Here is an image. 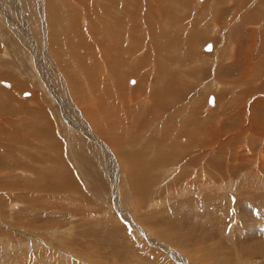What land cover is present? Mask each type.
Listing matches in <instances>:
<instances>
[{"label": "rangeland", "instance_id": "374dc122", "mask_svg": "<svg viewBox=\"0 0 264 264\" xmlns=\"http://www.w3.org/2000/svg\"><path fill=\"white\" fill-rule=\"evenodd\" d=\"M27 1L33 22L22 11L6 14L5 4L13 13L21 0H0V264H264V0H221L228 7L218 10L211 0H168L172 17L149 14L139 0L115 24L140 30L133 39L141 72L126 66L117 73L119 63L109 70L92 35L105 15L94 9L92 26L82 9L90 53L64 48L70 31L53 27L68 77L54 64L61 48L36 65L45 50L26 32L39 31L46 42L50 21L44 0ZM73 1L52 2L71 16L63 7L80 9ZM146 17L163 21L172 36L158 69L154 52L147 56ZM73 51L97 66L98 94ZM49 64L58 69L57 91L41 74L54 71ZM98 95L109 118L99 113Z\"/></svg>", "mask_w": 264, "mask_h": 264}, {"label": "bare ground", "instance_id": "6f19581e", "mask_svg": "<svg viewBox=\"0 0 264 264\" xmlns=\"http://www.w3.org/2000/svg\"><path fill=\"white\" fill-rule=\"evenodd\" d=\"M53 0H44V7H45V9H46V13H47V15H48V18H49V21H50V28H49V35L47 36V40H46V42L44 41V42H42L43 40H42V38H41V33H39V31H37V33L35 34V36L33 35V34H30V33H27L26 32V30L25 29H23V32H26V34H27V38L30 40V42L32 43V45L33 46H35V45H37L39 48H40V51L43 49V50H45L44 52H42L41 51V56L43 57V60H44V63H37L36 65H42V64H48V62L46 61L47 60V58H46V56H45V54L46 55H48L49 56V58H53L54 60H55V54H51V51L53 52V53H55V52H57V51H59V49L61 48L63 51H60V52H58V54L59 55H61L60 57H59V59L58 60H55V67L56 68H59L60 69V71L59 72H61L62 71V74L65 76V77H68V75L70 74L71 75V72L72 71H70L71 69H69L68 67L70 66V64L68 65V64H62V61H64V62H66L65 61V59H64V49L61 47V44L62 43H60L58 40H56V39H54L53 38V27L54 28H59V29H61L62 31H65V30H67V31H70V33L68 34V36H67V39H64L63 40V45H64V48H67L69 51H71L72 49H77V50H84L86 53H90L89 52V47H87L88 46V43H87V41L85 40V37L83 36V32H82V30H80V28H81V23H80V17H78V14H79V12H81V11H83V10H85L87 13V17H88V20L90 21L89 22V24L90 25H92V26H94V13H93V10L95 9L96 11H99L98 13H96V15L97 14H99V13H103L105 16V18H106V20L105 21H102L103 23V25H102V27H103V29L101 30V29H99V27L97 28V27H95V28H93L94 29V33L92 34L93 35V37H99V38H96L97 39V41H98V43H97V45H98V47L99 48H101V54H102V60H105L106 61V63H107V65H108V68H109V70L113 67V66H115L116 64H118L119 63V65H118V68L117 69H115L116 67H113V69L118 73V72H120L122 69H124V68H126V66H127V68L128 69H130V70H133V69H135V70H140V63H139V61H138V55L137 56H135V52H134V50L136 49L135 47L137 46V44H140V40H139V38H136V40H134L133 39V36H134V33L136 34V35H139L138 34V32L140 31H138L136 28H135V25H130L129 23V26L127 27H124L125 26V24H124V26L123 25H120V24H115V19H116V17H117V15L118 14H121V15H125V13H129L130 11H131V5L132 6H134V4L136 5L137 4V2L139 3V0H74L73 2H71V3H74V4H76L78 7H80V9H78V10H75L74 9V6H73V4H72V6H73V8H72V10H70V8L71 7H69V6H64L63 8H65V9H67V11L68 12H71L72 14H71V16L70 15H65V14H63V16L61 15V7H60V4L57 6L56 4H53V2H52ZM147 1V11H148V13L149 14H156V13H159V12H161V13H159V15L160 14H163V12H164V14L165 15H167V16H171V11H168V10H166L167 9V7H166V5H165V3L164 2H167L168 0H146ZM145 1V2H146ZM34 2L33 1H31V2H29V1H27V0H21V8L20 9H16L13 13H12V7H11V5H10V3H7V4H5L4 5V9L5 10H7V9H9V14L7 13V11H6V14L7 15H11V18L12 17H14L17 13L19 14V12H21L22 11V13H21V17H23L24 19H32V22H33V20L36 18L35 17V15H33L32 13H31V11L33 10V12H34V8H30V6L33 4ZM37 3H38V5L37 6H39L40 5V1L38 0L37 1ZM59 3V2H58ZM63 3V2H62ZM69 3V2H68ZM185 3V2H184ZM67 4V3H66ZM70 4V3H69ZM41 7V6H40ZM39 7V8H40ZM166 8V9H165ZM10 9H11V11H10ZM22 9V10H21ZM64 9V10H65ZM83 9V10H82ZM168 9H169V7H168ZM4 10V11H5ZM162 10V11H161ZM37 11V10H36ZM78 13V14H77ZM85 13V12H84ZM177 14V13H176ZM65 15V16H64ZM157 15V14H156ZM2 16V15H1ZM127 16V15H126ZM130 16V15H129ZM148 16V15H147ZM97 17V16H96ZM130 17H132V16H130ZM129 17V18H130ZM150 17V16H149ZM145 18L146 19V23H148V28H149V32H150V41H151V45H150V48H149V50H148V53H149V55H147V56H150V54L152 53V52H154V55H155V65H157V63H158V61H160V57H163L164 56V52H162L164 49H166V46H167V44L169 43V37L171 36L170 34H168V32H166V30H165V28H163V27H161V26H163L162 24L164 23L163 21H161L160 23H159V19H158V22H156V23H153V19L152 20H150L149 21V19L151 18ZM154 17V16H153ZM172 17V16H171ZM171 17H169V18H171ZM2 18V17H1ZM45 18H46V21L48 22V20H47V17L45 16ZM128 18V19H129ZM159 18V17H158ZM168 18V17H167ZM20 19V18H19ZM37 19V18H36ZM44 19V18H43ZM214 20H215V18H213ZM217 19H219V17H217ZM16 20V19H15ZM45 20V19H44ZM156 20V19H155ZM160 20H163L162 18H160ZM165 21H168L167 19H164ZM177 20H179V19H177ZM177 20H176V18H172L170 21L172 22V25H174V27H172V28H174V29H176V25H177ZM99 21V20H98ZM132 21H134V20H132ZM132 21H129V22H132ZM136 21V20H135ZM169 21V22H170ZM27 22V21H26ZM37 22H39L38 20H36V23ZM46 22V23H47ZM187 22V21H186ZM2 23V22H1ZM44 23H45V21H44ZM123 23V22H122ZM73 26V31L70 29V28H68L69 26ZM119 25L120 26H123V28H119ZM169 25V23L167 24V26ZM171 25V24H170ZM9 26H11V25H9ZM46 26V25H45ZM138 27V26H137ZM160 28V31L158 30L159 28ZM168 27H170V26H168ZM29 28V27H28ZM37 28V27H36ZM155 28H156V30H155ZM127 29V30H126ZM173 29V30H174ZM34 30V29H33ZM39 30H41V29H39ZM119 30H124V33H121V32H119ZM158 30V31H157ZM35 31V30H34ZM75 31L76 32H78L77 33V37H75L76 38V40L73 38V32L75 33ZM91 31V30H90ZM33 33V32H32ZM173 33V32H172ZM171 33V34H172ZM1 35H2V32H1ZM170 35V36H169ZM101 36H105L106 38H101ZM172 37V36H171ZM170 37V38H171ZM44 38V37H43ZM161 38H163V39H161ZM172 39V38H171ZM41 40V41H40ZM163 41H165V43H163ZM173 42V41H172ZM177 42V41H176ZM46 43H49V45H50V48H49V46L46 44ZM66 43H69L70 45H71V48L69 49L68 48V46H69V44H68V46H66L67 44ZM175 43V42H174ZM142 44H143V42H142ZM173 44V43H172ZM172 44H171V46H172ZM73 45L75 46L74 48H73ZM112 45H114V47L115 48H113L112 47ZM169 45H170V43H169ZM97 47V48H98ZM141 48H143V46H140V48H138V49H140L141 50ZM137 49V50H138ZM68 50H66V51H68ZM76 50V51H77ZM139 50V51H140ZM138 51V52H139ZM167 51H169V50H167ZM133 52V53H132ZM137 52V51H136ZM170 52V51H169ZM68 53V52H67ZM131 53H132V55H131ZM182 53V52H181ZM166 55H167V53H165ZM180 54V53H179ZM178 54V55H179ZM131 55V56H130ZM151 55H153V54H151ZM130 56V61H127L126 59H125V57H129ZM147 56H146V59H147ZM167 56H169V55H167ZM73 57H76V53H74V51H73V53H72V58ZM137 58V59H136ZM165 59V58H164ZM73 60H77V62L79 63L78 64V66H79V68H78V70L79 71H82L84 74H83V76H85V78L87 79V82H89V81H91V80H95L96 79V77H98L99 75H98V70H97V66H94V67H88V65H87V63L85 62V60L84 59H79V56L78 57H76V58H74ZM150 60V59H149ZM98 61V60H97ZM131 61H132V63H131ZM133 61H134V63H133ZM67 62H69V61H67ZM71 62V61H70ZM94 62V61H93ZM51 63V62H50ZM95 63H96V61H95ZM196 63H197V61H196ZM129 64H131V65H129ZM238 64V63H237ZM46 67H50V68H52V66H51V64H49V66L47 65ZM170 67H172V66H170ZM137 68V69H136ZM53 69V68H52ZM55 69V68H54ZM53 69V70H54ZM58 70V69H57ZM57 70H54L53 72H51V71H45V72H42L41 74H45V75H43L45 78H46V85L48 86V88L51 90V91H54V90H56L57 89V79L55 80V77H56V75H57V72H55V71H57ZM73 70V69H72ZM112 70V69H111ZM114 70L112 71V72H114ZM172 70V69H171ZM40 71V70H39ZM134 71V70H133ZM162 71V70H161ZM169 71V70H168ZM136 72V71H135ZM140 72H141V70H140ZM157 72H158V70H157ZM162 72H166V71H162ZM115 73V72H114ZM169 73H170V71H169ZM72 74H74V73H72ZM76 74V73H75ZM82 74V73H81ZM161 74V73H160ZM167 75V74H166ZM165 75V76H166ZM93 76H96V77H93ZM164 76V77H165ZM121 77V76H120ZM95 78V79H94ZM59 80V79H58ZM69 82L71 83V84H73V83H75V84H77L78 86H80L79 85V83L78 82H76V80H75V78L73 79V78H69ZM154 82H156V79H155V81ZM209 82V81H208ZM207 82V83H208ZM211 83V81L208 83V84H210ZM91 84V92H93V91H95V93L96 94H98L96 91H98L99 89H98V87H99V85H98V87H97V84H99V82H97L96 80L94 81V82H92V83H90ZM154 84V83H153ZM207 85V84H206ZM45 86V85H44ZM121 86H123L121 83H119L118 84V87H117V89L119 90V89H121ZM156 86H157V83H156ZM106 87V86H105ZM104 87V88H105ZM155 88V87H154ZM153 89V88H152ZM108 90H109V88L108 87H106V92H102V93H104L103 94V96L105 97V98H108L109 97V92H108ZM57 91V90H56ZM155 94H156V92H154ZM151 94H152V92H151ZM56 95V94H55ZM100 95V94H99ZM98 95V96H99ZM148 95V94H147ZM147 95H145V96H147ZM103 96H99V98L98 99H100V103H99V105H97V108H98V110H99V113L101 114V116L102 117H104V118H109V113L107 114V112L105 111V109H104V104H101V103H103L104 102V100L103 99H105ZM124 96H126V94H124ZM153 96V95H152ZM112 98V97H111ZM145 98H147V97H145ZM157 98V97H156ZM148 99V98H147ZM154 99V98H153ZM106 101H107V99H105ZM111 100V99H110ZM155 100V99H154ZM105 101V102H106ZM111 102H112V100H111ZM116 103V102H115ZM148 105V104H147ZM149 105H150V103H149ZM87 106V105H86ZM140 106H142V105H140ZM85 108V110H86V113H85V111H84V109H82V113L83 114H88V115H94V112L89 108V107H84ZM101 108V109H100ZM143 108V107H142ZM185 109V108H184ZM187 109V108H186ZM185 109V110H186ZM98 110H97V112H98ZM107 110V109H106ZM126 110V109H125ZM188 110V109H187ZM192 110H193V108H192ZM105 111V112H104ZM113 111V110H112ZM114 111H117V110H114ZM111 112V111H110ZM178 112V111H177ZM138 114H139V112H137ZM103 114H105L104 116H103ZM180 114V113H179ZM179 114H177V115H179ZM183 114V113H182ZM135 115V114H134ZM181 115V114H180ZM188 115V114H187ZM71 116L72 117H75V115H72L71 114ZM100 116V115H99ZM102 117H100V118H102ZM183 117H185V116H183ZM110 118H112L111 117V115H110ZM116 119V118H115ZM142 119V118H141ZM102 120V119H101ZM183 120H186V119H183ZM104 122H105V120H103ZM107 121V120H106ZM110 121V120H109ZM113 122V121H112ZM134 122V121H133ZM141 122V121H140ZM110 123V122H109ZM116 123V122H115ZM136 127V126H135ZM149 128V126L146 128V129H148ZM153 128V127H152ZM146 129L144 130V132L145 133H147V131H146ZM155 129H156V127H155ZM129 131V130H128ZM150 138L152 137V135H150L149 136ZM91 138V137H90ZM153 138V137H152ZM155 139V138H154ZM148 140V139H147ZM151 143H152V141H151ZM165 145V144H164ZM164 145H162V143H159V145L158 146H156V148H161V147H163ZM179 145H181V144H179ZM152 146H154V145H152ZM92 147V146H91ZM168 147V146H167ZM173 147V146H172ZM145 148V147H144ZM164 148H166L165 146H164ZM106 149V148H105ZM121 149V148H120ZM143 149V148H142ZM156 150V149H155ZM158 150V149H157ZM166 150V149H165ZM164 150V151H165ZM167 151V150H166ZM165 153V152H164ZM167 153V152H166ZM162 155H164V154H162ZM74 161V160H73ZM154 162H156V161H154ZM165 164H167V163H164V164H161V167L162 166H164ZM170 165V164H169ZM167 166V165H166ZM165 166V167H166ZM167 167H169V166H167ZM166 167V168H167ZM170 169V168H169Z\"/></svg>", "mask_w": 264, "mask_h": 264}, {"label": "crops", "instance_id": "0c3cea01", "mask_svg": "<svg viewBox=\"0 0 264 264\" xmlns=\"http://www.w3.org/2000/svg\"><path fill=\"white\" fill-rule=\"evenodd\" d=\"M212 1V3L215 5V9L216 10H218L219 9V7H228L227 5L226 6H222L221 5V0H211ZM230 2L231 3H234L235 2V0H230ZM231 5V4H230ZM247 8H248V12H249V7H247V6H244V7H242V9H241V12H245L246 10H247ZM221 10H223V8H221ZM249 14H250V12H249ZM218 26L220 25V24H217ZM231 43V42H230ZM189 46H190V44H189ZM212 47V46H211ZM168 59V58H167ZM159 64V61H158V63H157V65H156V69H158L159 68V66L160 65H158ZM167 96V95H166ZM174 98H177V97H175L174 96ZM178 99V98H177ZM119 112H120V109H119ZM72 117V116H71ZM153 125H156V120L154 121V122H152L151 123V125H150V127L151 126H153ZM150 127L148 128V129H146V131H147V133H149L150 135H154V136H156V130H154V131H151V129H153V128H151L150 129ZM161 140L162 141H164V140H166L163 136H162V138H161ZM108 143V142H107ZM111 148V147H110ZM112 149V148H111ZM78 166H79V164H77ZM117 170H119V169H117ZM123 170V169H122ZM139 170H141V171H143V173H145L146 172V169H139ZM80 175H84L83 173H82V171L80 170V169H78V171H77ZM149 174L151 175V174H153L152 172H149ZM119 175V172H117V174H116V176H118ZM120 175L122 176V173H121V171H120ZM105 176H108L109 177V174H105ZM110 179V178H109ZM111 181V180H110ZM111 183V185H112V191H113V183L112 182H110ZM118 183H121V185H124L125 186V181L121 178L120 180H118ZM117 183V181H116V184H118ZM84 184H85V186H89V182H88V180H87V178H86V180L84 181ZM87 188V187H86ZM85 188V189H86ZM122 189H123V187H121ZM117 191H118V189H116ZM123 192H125V189H124V191Z\"/></svg>", "mask_w": 264, "mask_h": 264}, {"label": "water", "instance_id": "95a60500", "mask_svg": "<svg viewBox=\"0 0 264 264\" xmlns=\"http://www.w3.org/2000/svg\"><path fill=\"white\" fill-rule=\"evenodd\" d=\"M205 50H206V51H210V50H211V45H210V44H207V45L205 46ZM212 101H213V99H212V97H210V98H209V104H211Z\"/></svg>", "mask_w": 264, "mask_h": 264}]
</instances>
